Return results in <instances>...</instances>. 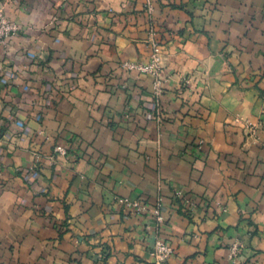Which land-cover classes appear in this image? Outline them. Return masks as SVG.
I'll return each instance as SVG.
<instances>
[{"label":"crops","instance_id":"0c3cea01","mask_svg":"<svg viewBox=\"0 0 264 264\" xmlns=\"http://www.w3.org/2000/svg\"><path fill=\"white\" fill-rule=\"evenodd\" d=\"M0 7L21 25L0 46V76H16L0 82V264H155L157 238L164 264H264V0ZM151 40L158 99L120 66ZM122 198L161 199L164 222Z\"/></svg>","mask_w":264,"mask_h":264},{"label":"built area","instance_id":"2783aa9c","mask_svg":"<svg viewBox=\"0 0 264 264\" xmlns=\"http://www.w3.org/2000/svg\"><path fill=\"white\" fill-rule=\"evenodd\" d=\"M148 10H152L151 6H147ZM21 29V25L16 20L9 18L2 7H0V46L6 44L10 37L16 35ZM161 46L155 40H151V54L146 62L124 60L121 62L120 66L125 73H130L132 71L147 74L152 79V96L158 99L162 96L164 91V80L162 76V66H161ZM28 56L33 58L34 54L28 52ZM15 73L10 71L4 76H0V82L7 84L8 81H13L15 79ZM181 84L188 85L189 80L183 78ZM27 89V87H24ZM11 130L17 132L21 137H24L28 133V128L24 126L21 121H16ZM53 152L60 156H66L68 153V147L63 144L55 145ZM39 156L35 153V158ZM175 196L181 198L185 204L186 209H192L194 206L193 201L187 198L182 191H176ZM160 200L154 205L140 200V199H129L122 198L119 202L125 207L126 210L133 214H145L150 213V216L157 224H162L164 222V217L161 212ZM242 245L238 241H234L230 246V256L232 258L236 257L239 253ZM173 252V247L170 243L163 240L162 238H157L153 244L151 255L154 258L155 264H164L167 259L171 256Z\"/></svg>","mask_w":264,"mask_h":264}]
</instances>
